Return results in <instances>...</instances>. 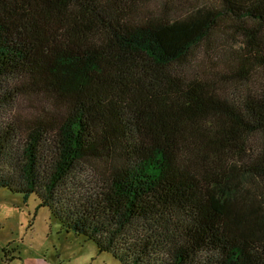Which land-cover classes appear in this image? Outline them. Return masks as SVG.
Segmentation results:
<instances>
[{
    "label": "trees",
    "instance_id": "1",
    "mask_svg": "<svg viewBox=\"0 0 264 264\" xmlns=\"http://www.w3.org/2000/svg\"><path fill=\"white\" fill-rule=\"evenodd\" d=\"M196 1L0 0V187L121 264H264V0Z\"/></svg>",
    "mask_w": 264,
    "mask_h": 264
},
{
    "label": "rangeland",
    "instance_id": "2",
    "mask_svg": "<svg viewBox=\"0 0 264 264\" xmlns=\"http://www.w3.org/2000/svg\"><path fill=\"white\" fill-rule=\"evenodd\" d=\"M154 2L149 4L152 10ZM219 36L217 33L214 40ZM35 101L27 96L20 103L24 110L32 111ZM0 115L2 121L7 120L3 112ZM0 264L121 263L109 253L98 252L94 242L62 230L49 209L38 206L34 195L24 201L22 195L0 187Z\"/></svg>",
    "mask_w": 264,
    "mask_h": 264
}]
</instances>
